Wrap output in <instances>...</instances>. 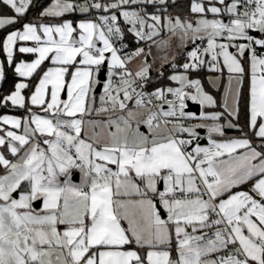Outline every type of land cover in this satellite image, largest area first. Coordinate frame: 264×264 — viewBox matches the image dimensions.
Segmentation results:
<instances>
[{"label":"snow or ice","instance_id":"snow-or-ice-1","mask_svg":"<svg viewBox=\"0 0 264 264\" xmlns=\"http://www.w3.org/2000/svg\"><path fill=\"white\" fill-rule=\"evenodd\" d=\"M33 6L0 0V82L19 78L0 110L25 113L0 114V264H264V0H191L187 17L50 0L22 22ZM173 45L184 62L156 71L176 86L149 90L153 49ZM204 67L227 71L222 111L191 77Z\"/></svg>","mask_w":264,"mask_h":264},{"label":"trees","instance_id":"trees-1","mask_svg":"<svg viewBox=\"0 0 264 264\" xmlns=\"http://www.w3.org/2000/svg\"><path fill=\"white\" fill-rule=\"evenodd\" d=\"M190 0H175V3L173 4L171 2V0H169V8L168 11L169 13H171L173 16H181V17H187L190 11ZM50 3V0H34V5L33 7H30L26 17L24 18V20L22 22H26L28 20H36V18L38 17L39 11L42 10V7L47 6ZM154 9H152L151 7H149L148 11L152 12ZM0 12H7V14H11L10 12H8V10L5 9H0ZM72 18V17H70ZM80 16L77 15V17H75V19H79ZM20 25H16V27H19ZM4 35V33L2 31H0V37H2ZM125 42L128 44V49L129 50H134L137 47L136 42L134 41L133 37L129 34L125 40ZM1 59H3L2 57H0ZM22 59H26V60H30L32 59L31 56H22ZM184 61V57L183 56H179L177 58V62L178 63H182ZM47 66V62H45V65L43 66L44 68ZM247 67V65H245ZM7 79L5 81H3L0 84V91L7 93L10 89L13 88L14 83L17 82V80L19 79L18 77L15 76L14 71L12 68H7ZM164 77H158L155 81H153L150 85V89H154L156 87H161V86H168L170 84V82L167 80V75L166 72ZM206 75H207V71L202 68L200 69L198 72L192 73L191 77L192 78H198L200 79L205 85L206 88L209 92L215 94L216 99H217V105L218 107L216 108V110L218 111H222V108L220 106V91H214L210 86L207 85V81H206ZM247 87H248V82L247 79L245 80V84H244V95H247ZM12 114V115H17L20 117H23L25 115V113L23 112V110H18V109H9V110H0V114ZM239 125L241 127L244 128L245 131H247V127H246V103L244 100L241 101L240 104V115H239ZM228 134H234V135H241L240 131H238L237 129L234 130H228L227 132ZM0 174H2V172H0ZM173 255L175 256V253L173 252Z\"/></svg>","mask_w":264,"mask_h":264},{"label":"rangeland","instance_id":"rangeland-1","mask_svg":"<svg viewBox=\"0 0 264 264\" xmlns=\"http://www.w3.org/2000/svg\"><path fill=\"white\" fill-rule=\"evenodd\" d=\"M191 1V0H190ZM209 16L211 17V14H209ZM190 47V46H189ZM167 55L169 57V59H171V57L173 55H176L177 58L181 55L178 54L177 49L175 48V45H173V47L164 50V51H159L157 52L155 49H153V61H154V67L152 72L157 73L156 69L160 67V58ZM184 62V61H183ZM182 62V63H183ZM137 63V62H135ZM163 72H166V75L168 76L169 74H171V68L169 65H165L163 68ZM204 69L207 71V75H206V81H207V85L210 86L214 91H220V106L222 108V105L224 103V98H225V88L227 87V81H228V76H227V71L226 69L224 70V74L221 75L218 72H211L208 70L207 67H204ZM193 79H198V78H193ZM200 80V79H199ZM201 81V80H200ZM170 82V81H169ZM204 89L211 94L215 99L216 96L215 94L209 92L206 88V85L201 81ZM168 86H176L174 85L172 82H170V84ZM102 93V92H101ZM100 93V94H101ZM99 95V94H98ZM97 95V96H98ZM217 101V99H216ZM209 111H218L215 109H209ZM223 122V121H222ZM202 131V130H201ZM204 131V130H203ZM205 135V132L204 134ZM202 135V136H203Z\"/></svg>","mask_w":264,"mask_h":264},{"label":"water","instance_id":"water-1","mask_svg":"<svg viewBox=\"0 0 264 264\" xmlns=\"http://www.w3.org/2000/svg\"><path fill=\"white\" fill-rule=\"evenodd\" d=\"M101 78L106 79V70H102ZM101 92H102V88L97 89V94H100ZM188 110L191 111V112H193V113H198L200 111V106L189 102ZM201 134L202 135L204 134V131L203 130L201 131ZM201 143L202 144H206V140H202ZM72 178H73V180L75 182L79 181V173L78 172L74 173L73 176H72Z\"/></svg>","mask_w":264,"mask_h":264},{"label":"crops","instance_id":"crops-1","mask_svg":"<svg viewBox=\"0 0 264 264\" xmlns=\"http://www.w3.org/2000/svg\"><path fill=\"white\" fill-rule=\"evenodd\" d=\"M1 59V58H0ZM24 60H26V59H24ZM31 60V59H30ZM30 60H26V61H30ZM135 65H136V63L135 62H133V65H130V67H135ZM48 66V65H47ZM46 66V67H47ZM46 67H45V69H46ZM161 71H163V69H161ZM165 72V71H164ZM154 73V72H153ZM155 75H156V77L158 78L159 76H158V73H154ZM2 82H0V84H1ZM98 95V94H97ZM22 118V117H21ZM142 131L144 130L143 128L141 129ZM232 130H234V129H232ZM227 135L228 136H237V135H234V134H228L227 133ZM202 142V141H201ZM204 145H206V144H204ZM9 158H11V157H9ZM76 172H78L79 173V171L78 170H73V174L74 173H76ZM79 179H80V173H79ZM78 182V181H77ZM15 195V194H14ZM36 203H38V202H36Z\"/></svg>","mask_w":264,"mask_h":264},{"label":"built area","instance_id":"built-area-1","mask_svg":"<svg viewBox=\"0 0 264 264\" xmlns=\"http://www.w3.org/2000/svg\"><path fill=\"white\" fill-rule=\"evenodd\" d=\"M254 34H255V33H254ZM125 43H126V42H125ZM127 51H132V50L127 49ZM151 76H152V82L155 81V80L157 79L156 75H155L153 72L151 73ZM149 90H152V89H150V85H149Z\"/></svg>","mask_w":264,"mask_h":264}]
</instances>
